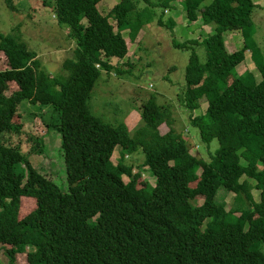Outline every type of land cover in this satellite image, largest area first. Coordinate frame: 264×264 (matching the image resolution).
Wrapping results in <instances>:
<instances>
[{
  "label": "trees",
  "instance_id": "obj_1",
  "mask_svg": "<svg viewBox=\"0 0 264 264\" xmlns=\"http://www.w3.org/2000/svg\"><path fill=\"white\" fill-rule=\"evenodd\" d=\"M169 1L121 0L102 15L103 0H53V17L76 47L60 76L42 69L19 26L0 33V65L7 63L0 66V249L11 263L21 255V264H264V61L256 63L258 84H246L249 72L235 70L249 50L253 0H182L191 23L215 26L202 41L206 62L192 52L177 99L192 114L207 100L206 113L192 115L190 124L204 145L219 143L208 160L190 151L173 106H160L156 97L143 105V126L133 136L127 126L108 125L91 112L103 73L123 71L110 63L128 54L122 32L129 29L134 38ZM5 5L17 11L13 0ZM233 31L245 45L229 52L224 34ZM173 45L188 49L191 43ZM25 102L45 113L51 119L46 129L61 137L67 191L30 162L43 152L41 139L32 136L27 153L4 139L22 133L16 122ZM117 149L122 158L115 165ZM139 152L155 186L125 164ZM229 193L237 206L227 211L222 199ZM22 198L35 199L26 201L35 206L25 213Z\"/></svg>",
  "mask_w": 264,
  "mask_h": 264
},
{
  "label": "rangeland",
  "instance_id": "obj_2",
  "mask_svg": "<svg viewBox=\"0 0 264 264\" xmlns=\"http://www.w3.org/2000/svg\"><path fill=\"white\" fill-rule=\"evenodd\" d=\"M13 1L17 9L14 13L8 10L5 0H0V33L10 34L13 27L19 26L24 41L29 50L36 53L42 69L51 76L63 75L62 64L64 60L74 56L76 47L68 39V31L60 28L53 17L50 7L53 5V0ZM120 2L121 0H103L99 5L101 14L108 15L110 10ZM253 2L256 8L252 19L253 30L247 41L249 48L245 53L247 60L239 65L236 71L239 75L249 72L244 75L246 84L249 85H253L254 82L258 84L261 81L262 77L256 63L264 61V0H253ZM209 3L210 1L206 2V4ZM155 13V20L140 31L141 42H138L140 38L138 35L133 38L129 29L122 32L127 41L128 54L124 59L110 60V63L121 67L124 72L122 71L119 75H116L115 71L109 75L103 73L90 102L91 112L108 125L127 126L130 135L133 136L143 126L141 118L143 105L156 97L160 106H173L177 131L187 141L190 151L208 160L218 151L219 143L213 141L209 146L204 145L201 143L199 131L190 124L192 115L197 117L206 113L207 100L203 99L201 110L192 114L180 107L177 99L185 89V74L192 52L195 51L202 64L207 60L206 48L202 45V41L208 37L209 32L200 29L198 26H202L200 23H191L188 20L182 0H170L167 10L163 6H157ZM160 19L165 25L159 24ZM111 22L116 26L115 21L111 19ZM212 28L214 31L215 26L212 25ZM228 35L229 33L225 35V44L229 52L241 50L244 47L243 37L241 45L236 44L232 47V40L228 38ZM174 41L186 42L189 45L191 43V46L188 49L176 48L173 45ZM6 65V61L3 60L0 66L6 67ZM6 95L9 96L8 93ZM20 113L23 118L17 120L16 123L22 125V133L7 134L4 136L5 141L11 147L27 153L32 147V136L41 139L43 152L41 155H31L30 162L33 166L41 167L62 191H67L68 182L61 150V137L55 131L47 130L44 125V122L48 123L51 119L48 117V120H45V113L26 102L20 106ZM161 133L162 135L168 134L169 128L163 126ZM121 158V153L117 149L112 162L117 165ZM124 160L134 172L141 173L143 183H148L150 186L156 185L155 175L149 168L143 166L145 158L141 152L128 156ZM23 168V166L19 167L20 170H24ZM127 181L128 178L125 177V182ZM251 184L254 199L259 201L260 192L254 188V181H251ZM24 199L26 198H22ZM29 199L35 200L27 198L23 201L21 210L23 213L30 211L31 205L35 206L32 201L26 202ZM203 202L202 197L196 200L198 205ZM222 203L227 211L237 206L232 193L225 195ZM260 249L264 252V246ZM20 258L21 255L16 256L15 264H21ZM0 264H13L2 249H0Z\"/></svg>",
  "mask_w": 264,
  "mask_h": 264
},
{
  "label": "crops",
  "instance_id": "obj_3",
  "mask_svg": "<svg viewBox=\"0 0 264 264\" xmlns=\"http://www.w3.org/2000/svg\"><path fill=\"white\" fill-rule=\"evenodd\" d=\"M200 23V21L199 22H197V24H199ZM199 26V28L200 29H203V31H206V32H209V35L208 36H210V35H212L213 34V32H215V30L213 31V28H212V24H209V25H202V26H200V25H198ZM213 31V32H212ZM227 33H229V35H228V38H230L231 40H232V47H234L233 45H235L236 46V44H237V46L238 45H241L242 44V41H241V39H242V33L241 32H239V31H233V32H227ZM227 33H225L224 34V40H225V35L227 34ZM140 38H139V40H138V42H141L140 40H141V32H139L138 34H137ZM239 42H241V43H239ZM126 43H127V41H126ZM235 49V48H234ZM115 59H118V58H112V59H110L111 61L112 60H115ZM119 60H121V59H119ZM247 60V55H246V59H245V61ZM244 61V62H245ZM243 64V63H242ZM242 64H239V65H242ZM239 65L237 66V67H239ZM237 67H236V71H237ZM238 74V73H237ZM239 75V74H238Z\"/></svg>",
  "mask_w": 264,
  "mask_h": 264
},
{
  "label": "built area",
  "instance_id": "obj_4",
  "mask_svg": "<svg viewBox=\"0 0 264 264\" xmlns=\"http://www.w3.org/2000/svg\"><path fill=\"white\" fill-rule=\"evenodd\" d=\"M98 67H100V65Z\"/></svg>",
  "mask_w": 264,
  "mask_h": 264
}]
</instances>
